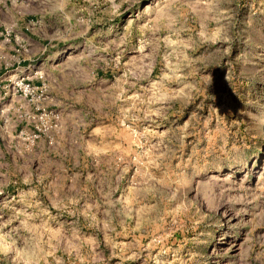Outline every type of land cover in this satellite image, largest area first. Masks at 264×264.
Listing matches in <instances>:
<instances>
[{"label": "rangeland", "instance_id": "obj_1", "mask_svg": "<svg viewBox=\"0 0 264 264\" xmlns=\"http://www.w3.org/2000/svg\"><path fill=\"white\" fill-rule=\"evenodd\" d=\"M29 3L52 114L0 137V264H264V0Z\"/></svg>", "mask_w": 264, "mask_h": 264}, {"label": "built area", "instance_id": "obj_2", "mask_svg": "<svg viewBox=\"0 0 264 264\" xmlns=\"http://www.w3.org/2000/svg\"><path fill=\"white\" fill-rule=\"evenodd\" d=\"M29 1L0 0L1 138L2 134L9 135L18 127L22 135L30 118L45 121L52 114L43 102L44 82L36 84L34 81L42 77L39 68L44 59H39L44 50L31 37L39 21L30 17L34 11Z\"/></svg>", "mask_w": 264, "mask_h": 264}, {"label": "crops", "instance_id": "obj_3", "mask_svg": "<svg viewBox=\"0 0 264 264\" xmlns=\"http://www.w3.org/2000/svg\"><path fill=\"white\" fill-rule=\"evenodd\" d=\"M39 30L40 28L38 27L35 31L31 32V37L36 41V43L38 44V47H41V44H43L42 42V38L41 35L39 34Z\"/></svg>", "mask_w": 264, "mask_h": 264}, {"label": "bare ground", "instance_id": "obj_4", "mask_svg": "<svg viewBox=\"0 0 264 264\" xmlns=\"http://www.w3.org/2000/svg\"><path fill=\"white\" fill-rule=\"evenodd\" d=\"M58 56V55H57Z\"/></svg>", "mask_w": 264, "mask_h": 264}]
</instances>
